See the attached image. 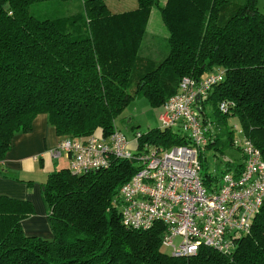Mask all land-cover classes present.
<instances>
[{"label":"trees","instance_id":"obj_1","mask_svg":"<svg viewBox=\"0 0 264 264\" xmlns=\"http://www.w3.org/2000/svg\"><path fill=\"white\" fill-rule=\"evenodd\" d=\"M47 1L0 0V174L13 138L30 132L38 114L60 140L97 131L108 137L121 131L116 119L131 99L162 106L183 77L200 80L216 69L223 79L199 106L208 130L199 156L203 182L213 172L205 150L232 148L236 126L264 157V12L257 0H135L126 10H112L109 0H79V12L36 15ZM154 5L169 46L158 62L139 55ZM137 132L140 147L185 143L179 130L159 125L134 128L132 136ZM221 161L235 171L243 165L241 154ZM137 168L135 160L113 157L98 170L50 173L42 188L50 238L24 233L22 220L34 214L30 201L0 195V264H264V205L229 252L201 246L173 256L162 250V223L125 225L120 187Z\"/></svg>","mask_w":264,"mask_h":264},{"label":"built area","instance_id":"obj_2","mask_svg":"<svg viewBox=\"0 0 264 264\" xmlns=\"http://www.w3.org/2000/svg\"><path fill=\"white\" fill-rule=\"evenodd\" d=\"M222 79L221 69L200 80L185 76L178 91L163 103L159 127L179 130L184 144L140 147L141 132L129 138L116 130L108 137L63 138L50 155L68 157L74 173L98 170L113 157L135 160L138 168L120 187L125 225L149 228L162 223V245L173 256L193 255L201 246L229 252L235 245L233 237L249 230L264 205V157L236 126L240 138L236 137L232 149L243 157L240 171L228 169V163L221 161L220 169L203 182L199 156L208 143V130L199 106ZM228 104L220 102L219 109L226 112Z\"/></svg>","mask_w":264,"mask_h":264},{"label":"crops","instance_id":"obj_3","mask_svg":"<svg viewBox=\"0 0 264 264\" xmlns=\"http://www.w3.org/2000/svg\"><path fill=\"white\" fill-rule=\"evenodd\" d=\"M257 5L259 10L264 12V0H257ZM157 122L159 125V120ZM133 129H130L131 135ZM94 135L103 137L100 131ZM59 140L46 114H38L33 120L30 132L15 135L11 148L2 162L6 175L0 174V195L28 200L34 208V214L22 220V228L26 235L51 237L42 188L50 173L69 165L68 157L62 155L53 158L50 155V150Z\"/></svg>","mask_w":264,"mask_h":264},{"label":"rangeland","instance_id":"obj_4","mask_svg":"<svg viewBox=\"0 0 264 264\" xmlns=\"http://www.w3.org/2000/svg\"><path fill=\"white\" fill-rule=\"evenodd\" d=\"M116 2V3H115ZM164 0H159L163 4ZM109 6L112 10H126L136 6L135 0H109ZM82 9L81 1H60L53 0L36 5L33 12L42 17L62 16L67 13L79 12ZM168 33L160 17L159 7L154 5L151 8L149 20L147 22L146 33L142 38L139 55L145 58L154 59L156 62L163 59L169 51ZM162 109L160 104H152L145 96H139L131 99L121 115L117 117V127L129 137H131V128L136 130H147L158 125L157 120ZM206 169L210 172L218 170L221 166L223 157H229L233 160L239 157V152L232 148H222L220 152L212 148L205 150ZM165 253L170 248L162 245Z\"/></svg>","mask_w":264,"mask_h":264}]
</instances>
